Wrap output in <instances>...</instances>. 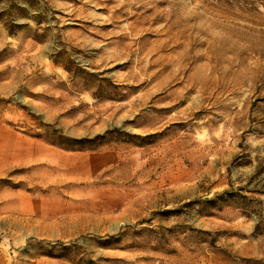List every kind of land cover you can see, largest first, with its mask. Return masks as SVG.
I'll return each mask as SVG.
<instances>
[{
	"label": "rangeland",
	"instance_id": "1",
	"mask_svg": "<svg viewBox=\"0 0 264 264\" xmlns=\"http://www.w3.org/2000/svg\"><path fill=\"white\" fill-rule=\"evenodd\" d=\"M0 264H264V0H0Z\"/></svg>",
	"mask_w": 264,
	"mask_h": 264
},
{
	"label": "trees",
	"instance_id": "2",
	"mask_svg": "<svg viewBox=\"0 0 264 264\" xmlns=\"http://www.w3.org/2000/svg\"><path fill=\"white\" fill-rule=\"evenodd\" d=\"M8 27H9V28H8ZM12 27H15V26H12ZM12 27H11V26H7V29H9L8 32H9V34H11V35L14 34V32H13V28H12ZM259 224L262 225V223H259ZM255 229H256L257 231L260 230V229H261V228H260V225H256Z\"/></svg>",
	"mask_w": 264,
	"mask_h": 264
}]
</instances>
